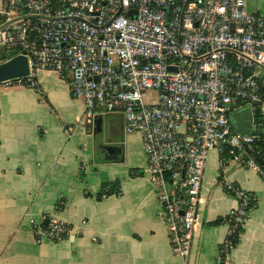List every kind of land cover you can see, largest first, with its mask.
<instances>
[{
  "label": "built area",
  "instance_id": "1",
  "mask_svg": "<svg viewBox=\"0 0 264 264\" xmlns=\"http://www.w3.org/2000/svg\"><path fill=\"white\" fill-rule=\"evenodd\" d=\"M55 1L1 0V23L30 17L0 28V47L26 56L29 77L37 69L67 76L71 94L84 101L85 122L118 111L124 130L141 134L159 219L172 251L185 258L209 152L217 150L220 168L231 158L263 175L253 133L234 129L229 117L246 106L253 130L256 111L264 119V15L245 0ZM150 91L154 101L144 99ZM221 182L238 201L218 248L217 264H231V235L252 195L224 176ZM35 232L60 242L70 227L49 216Z\"/></svg>",
  "mask_w": 264,
  "mask_h": 264
},
{
  "label": "crops",
  "instance_id": "2",
  "mask_svg": "<svg viewBox=\"0 0 264 264\" xmlns=\"http://www.w3.org/2000/svg\"><path fill=\"white\" fill-rule=\"evenodd\" d=\"M245 5L264 15V0ZM6 53L0 47V57ZM27 79L0 82V264H217L226 216L238 202L225 191L222 176L255 198L229 262L264 264L262 174L231 158L220 168L217 150L209 152L200 220L182 258L158 216L141 134L126 132L118 111L85 122L83 99L55 70L37 69ZM229 120L236 130L253 131L246 106ZM105 186L110 192L102 196ZM49 216L68 223L66 239L36 234Z\"/></svg>",
  "mask_w": 264,
  "mask_h": 264
},
{
  "label": "trees",
  "instance_id": "3",
  "mask_svg": "<svg viewBox=\"0 0 264 264\" xmlns=\"http://www.w3.org/2000/svg\"><path fill=\"white\" fill-rule=\"evenodd\" d=\"M54 3H61V2L55 1ZM1 21H2V17H1ZM16 53H17V50L15 49L7 51L6 57L7 58L12 57L16 55ZM27 78H28L27 76H20V77L11 78L8 80L17 79L25 83H28ZM254 121L257 124V127L253 131H251L254 135V139L251 142L252 155L255 161L259 164V166L263 170V177H264V119L259 111H256L255 116H254ZM109 192H110V188L105 193H109ZM254 204H255V198L252 195V200L249 202V208L252 207ZM44 225H46V223H44ZM241 231H242V225L235 227V230L233 231L231 235V243L233 246H235L236 243L238 242L239 234Z\"/></svg>",
  "mask_w": 264,
  "mask_h": 264
},
{
  "label": "water",
  "instance_id": "4",
  "mask_svg": "<svg viewBox=\"0 0 264 264\" xmlns=\"http://www.w3.org/2000/svg\"><path fill=\"white\" fill-rule=\"evenodd\" d=\"M30 17L28 14H21L18 17ZM17 16L12 17L3 23L0 24V28L4 27L8 23L12 22L13 20L18 18ZM257 63V62H255ZM259 64V63H257ZM264 68V65L259 64ZM174 68V67H172ZM29 75V69H28V63L26 56L22 53H18L12 57H0V82H3L5 80L16 78L20 76H28ZM110 113V112H107ZM100 124V118L96 120V126H99ZM100 127V126H99ZM242 133H249L247 130H238Z\"/></svg>",
  "mask_w": 264,
  "mask_h": 264
},
{
  "label": "rangeland",
  "instance_id": "5",
  "mask_svg": "<svg viewBox=\"0 0 264 264\" xmlns=\"http://www.w3.org/2000/svg\"><path fill=\"white\" fill-rule=\"evenodd\" d=\"M153 94H155V91H150V95H146V97H144V99L146 101H154L155 98H154V95Z\"/></svg>",
  "mask_w": 264,
  "mask_h": 264
}]
</instances>
